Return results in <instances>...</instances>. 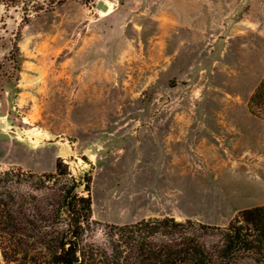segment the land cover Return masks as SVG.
<instances>
[{"label": "rangeland", "instance_id": "obj_1", "mask_svg": "<svg viewBox=\"0 0 264 264\" xmlns=\"http://www.w3.org/2000/svg\"><path fill=\"white\" fill-rule=\"evenodd\" d=\"M97 1L26 20L0 0V172L53 173L60 157L90 173L98 224L86 243L171 208L224 227L264 205V119L248 105L264 76V0H103L106 15ZM155 119L195 122L194 154L183 152L194 199L161 197L165 176L133 133Z\"/></svg>", "mask_w": 264, "mask_h": 264}, {"label": "trees", "instance_id": "obj_2", "mask_svg": "<svg viewBox=\"0 0 264 264\" xmlns=\"http://www.w3.org/2000/svg\"><path fill=\"white\" fill-rule=\"evenodd\" d=\"M66 0H6L30 12ZM264 119V76L249 99ZM90 173L74 176L62 158L55 172H0V264H264V205L241 210L224 227L171 216L105 225L102 244L84 242L92 219ZM83 186V191H79ZM86 193V194H85Z\"/></svg>", "mask_w": 264, "mask_h": 264}, {"label": "crops", "instance_id": "obj_3", "mask_svg": "<svg viewBox=\"0 0 264 264\" xmlns=\"http://www.w3.org/2000/svg\"><path fill=\"white\" fill-rule=\"evenodd\" d=\"M137 123L140 125H135V127L140 129H136L133 133H137L138 138L141 135V138L147 139L143 141L142 150L150 153L149 155L152 157V161L149 163V168L153 169L151 173L165 176L163 180L166 184L163 187L165 191L161 192L165 194H162L161 197L174 200L194 199V178L184 181L183 177L184 174L194 176L192 161L189 162L185 170L183 169V152L194 154L193 142L191 141L190 145L186 142L189 137L194 138V135L198 134L196 125L193 124L194 120L155 119L144 122L137 121ZM190 159L193 158H188V161ZM183 186L185 191H183ZM146 193L150 197H154V187L152 186ZM164 213L170 216L176 215L173 208L165 210Z\"/></svg>", "mask_w": 264, "mask_h": 264}, {"label": "water", "instance_id": "obj_4", "mask_svg": "<svg viewBox=\"0 0 264 264\" xmlns=\"http://www.w3.org/2000/svg\"><path fill=\"white\" fill-rule=\"evenodd\" d=\"M95 8L97 10L107 11L108 10V5L105 4V2L103 0H98L97 3L95 4Z\"/></svg>", "mask_w": 264, "mask_h": 264}, {"label": "bare ground", "instance_id": "obj_5", "mask_svg": "<svg viewBox=\"0 0 264 264\" xmlns=\"http://www.w3.org/2000/svg\"><path fill=\"white\" fill-rule=\"evenodd\" d=\"M106 4V3H105ZM110 12V7H109V5H108V10L107 11H105V12H101L103 15H106V14H108Z\"/></svg>", "mask_w": 264, "mask_h": 264}]
</instances>
